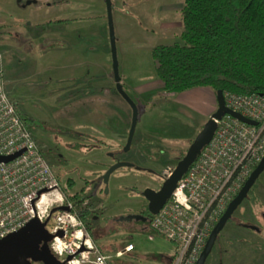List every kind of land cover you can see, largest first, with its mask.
<instances>
[{
    "label": "rangeland",
    "instance_id": "1",
    "mask_svg": "<svg viewBox=\"0 0 264 264\" xmlns=\"http://www.w3.org/2000/svg\"><path fill=\"white\" fill-rule=\"evenodd\" d=\"M29 1L0 0V19L20 24L19 42L27 39L23 30L31 23H37L35 31L31 32L36 33L31 39L34 47L36 43H42L43 49L49 50L52 56L44 57V53L36 54L30 49L22 65L23 60L17 58L14 44L4 45L0 51L4 56L7 94L22 115L37 121H28V128L44 155L48 149L55 152L54 162L46 158L63 190L68 181H73L75 186L69 190L70 194L82 190L87 193L96 182L95 200L102 203L105 216L118 218L134 215L139 209L147 207L146 200L139 193L146 188L157 189L159 180L171 173L180 153L186 154L202 130L199 120L190 118L179 104V97L174 96V105L172 99L163 98L160 94L150 98L151 101L144 98L154 88L146 86L155 80L153 49L182 43L183 0H112L113 17L117 22L119 75L125 83L122 84L124 91L138 108V123L129 152H125L124 148L132 113L129 111L130 105L116 89L105 0H46L51 8L48 12L39 10L35 4L26 6ZM47 2L41 3L42 6L46 7ZM36 19L39 21L36 22ZM61 20L68 21L47 24ZM45 25L51 28L48 30ZM36 27L40 29L37 31ZM37 32L41 33V38ZM4 35L0 32V36ZM75 50L83 54L77 57ZM80 59L90 62L89 71L93 73V81L88 88L95 92L93 98L85 94L87 87L80 86L75 74L79 69H75V72L70 70V75L67 69L58 70L55 74L54 71L44 72L47 68L39 73L36 69L33 72H37L36 77L29 72L37 67L35 62L38 60H44L53 67V62H56L68 68L75 63L77 66ZM57 64L56 67H59ZM139 85L143 87L137 88ZM130 87L137 88L136 95L132 94ZM172 128L174 149L168 158L170 155L172 157L166 164L158 163L152 169L154 153L148 154L147 150L157 146L154 135L170 132ZM112 154L117 156L119 162L158 170V173L152 175L147 171L122 167L112 174L108 187H105L102 178L116 161ZM103 188L104 195L100 191ZM107 188L108 193H105ZM231 221H234L233 225ZM231 221L219 235L206 264L216 261V264H264V172ZM98 223L103 225L101 219ZM113 223L109 231L114 233L115 230L114 235L108 237L99 234L96 245L92 241L89 243L106 258V264H167L172 257L173 245L161 235L149 231L145 224L132 222L124 226ZM241 223L255 225L261 234L245 228V232L238 230ZM150 237L153 239L150 240ZM87 239L91 240L89 237ZM129 242L134 245V250L129 254L120 257V250L119 253L113 251L114 247H125ZM70 243L66 241V245ZM97 257L94 251L87 249L72 264H96Z\"/></svg>",
    "mask_w": 264,
    "mask_h": 264
},
{
    "label": "built area",
    "instance_id": "2",
    "mask_svg": "<svg viewBox=\"0 0 264 264\" xmlns=\"http://www.w3.org/2000/svg\"><path fill=\"white\" fill-rule=\"evenodd\" d=\"M3 58L0 51V158L22 153L12 161L0 162V241L33 219L49 220L47 229L55 236L51 249L58 257L74 256L77 241H84L98 256L95 263L106 264V258L89 244L74 204L67 200L60 180L8 96ZM224 98L229 110L258 125H248L230 114L216 121L210 143L169 202L152 216L150 229L175 247L172 264L197 263L212 230L264 157V95L227 92ZM44 190L47 192L40 195ZM61 207L67 210H59ZM133 250V244L125 248V252Z\"/></svg>",
    "mask_w": 264,
    "mask_h": 264
},
{
    "label": "trees",
    "instance_id": "3",
    "mask_svg": "<svg viewBox=\"0 0 264 264\" xmlns=\"http://www.w3.org/2000/svg\"><path fill=\"white\" fill-rule=\"evenodd\" d=\"M183 3L182 43L157 46L152 51L156 76L164 84V92L179 94L209 88L216 94L222 91L243 96L264 95V0H183ZM17 112L27 127L28 121L37 122ZM184 156L180 153L177 161ZM74 186L73 181H68L63 192L76 203L88 193L82 190L70 194Z\"/></svg>",
    "mask_w": 264,
    "mask_h": 264
},
{
    "label": "water",
    "instance_id": "4",
    "mask_svg": "<svg viewBox=\"0 0 264 264\" xmlns=\"http://www.w3.org/2000/svg\"><path fill=\"white\" fill-rule=\"evenodd\" d=\"M35 3V1H33ZM32 3V2H28ZM106 10H107V20L109 27V37L111 45V57L113 63V72L116 82V89L119 94L126 100L132 109V123L129 130V135L127 139L126 146L124 148L125 152H129L138 123V108L134 100L124 91L121 84V78L119 75V63L117 57V47H116V31H115V22L113 17V3L112 0H105ZM217 103L218 109L211 116V118L204 125L203 129L199 132L195 140L190 145L185 156L178 161L176 167L171 170V173L164 178L162 186L159 190H153L151 188H146L143 192L144 198L148 201V211L151 216L156 215L163 208V206L171 199L172 194L176 190L178 183L186 175L189 168L197 160L203 149L210 143L212 140L215 131L217 129V122L221 120L226 114H230L233 117L239 119L240 121L248 124L257 126L258 123L244 117L238 112L229 110L226 107L224 93L222 91L217 92ZM22 152H19L10 157L0 158V162H9L19 156ZM130 167L134 168L135 165L128 162H117L112 165L108 171L103 176V182L108 187L110 178L112 174L122 168ZM137 169H139L137 167ZM264 172V157L259 165L252 172L238 195L232 200L228 205L226 212L222 215L214 229L212 230L206 246L202 251L199 260L196 264H206V261L211 254L212 250L215 247V243L224 230L228 222L233 218L236 211L241 207L243 202L247 199L250 191L255 185L256 181L260 175ZM47 192L46 190L40 193L43 194ZM108 193V188L106 192ZM61 211H66L67 207L59 208ZM56 209L52 212L54 213ZM49 220L45 222H40L38 219H33L30 221L24 228L19 230L16 233H13L3 240L0 241V264H66L67 261H70L74 256H69L64 262H61L58 257L53 253L50 242L55 237L50 234L47 225ZM59 236H63V233L60 232Z\"/></svg>",
    "mask_w": 264,
    "mask_h": 264
},
{
    "label": "crops",
    "instance_id": "5",
    "mask_svg": "<svg viewBox=\"0 0 264 264\" xmlns=\"http://www.w3.org/2000/svg\"><path fill=\"white\" fill-rule=\"evenodd\" d=\"M33 1H35V3ZM29 2H32V3L31 4L27 3L26 6H30L32 4H35L38 7V9L41 10V11H46V12L51 11L50 10L51 8L49 6L50 3H48L46 0L45 1L44 0H31ZM43 2H47L48 3L46 7L42 6L41 3H43ZM19 3H21V2H19ZM134 8H135V6H134ZM38 21L39 20H37L36 22H38ZM114 22H115V19H114ZM39 23H42V21L39 22ZM116 23H115V26H116ZM19 25L14 24V23H10L8 21H4V20L0 19V32L2 34H5L4 36H0L1 39H4V40H0V45H1L0 49L4 48L5 47L4 45H6V44H9L10 46L12 44H14V46L16 48V52H17L16 53L17 54L16 55L17 58H20V61L23 60L22 61V65H23V63L26 62L27 57H28V53L30 52L29 51L30 49H31V51H34V53H36V54H43L44 53L43 54L44 57L48 56V55H51L49 50L48 51L44 50L45 47H43L42 43H36V46L34 47L35 44H34V42L31 39L35 37L36 33L31 34V32L35 31L34 30V26L38 25L37 23H35V24L31 23V24H29L28 28H25V30H23V33L25 31V34L27 35V39H25L23 42H19L20 41L19 38L21 36V34H20L21 30L19 29L20 28ZM44 27L47 28V29L51 28V27H46V25ZM36 28H37L36 29L37 31H38V28L40 29V27H36ZM115 30H116V28H115ZM37 33L39 34V38H41V33H39V32H37ZM29 37H30V40H29ZM29 43H31V44H29ZM66 53H68V51H66ZM81 54H83V52H81V51L79 52V51L75 50V56L78 57L79 55L81 56ZM71 55L72 54H69L68 56L72 57ZM40 57H43V56H40ZM36 63L37 64L40 63V65H37ZM53 64H54V67L51 64L47 65V63L44 62V60L42 62H41V60H38V61L35 62V65L38 68L37 67H33V69L31 71H29V72L33 73L37 69L38 70L37 72L39 73L44 68L45 69L47 68L45 71L44 70L43 71L44 72L54 71V74H55V72L58 71V70L61 71V70H66L67 69L66 71H68L67 73H69L70 70L75 72V69H79V71L75 72V74L77 75V77L79 79L78 81L80 82V86L87 87V92L85 94H89L90 95L89 97H92V98L96 96L95 92H92V90H90L88 88L90 86V84L92 86V81H93V79H92V74L93 73H91L92 71H89L90 62H82L81 59H80V61H79L77 66L75 65L76 64L75 63L74 64L75 66L73 65V66L68 67V68H64V67L58 65L56 62H53ZM56 64L59 67H56ZM92 66L93 65L91 64V67ZM83 69H85V70H83ZM154 70H155V68H154ZM36 73H33L34 77L37 76V75H35ZM75 74H73V75H75ZM69 75H70V73H69ZM5 77H6V73H5ZM89 79H90V82H89ZM5 81H6V79H5ZM121 84L125 85L123 80L121 81ZM146 86H149V87H152V88L154 87L152 91L155 92V93L150 92V94L148 96H147L148 93L145 94L146 96L144 98H147L149 100H150V98L152 99V97H154V96L157 97L160 94V95H163L162 96L163 98L168 97V99H172V103L174 105V96L179 97V99H178L179 100V104L184 108L185 112H187L186 114L189 115L190 118H192V119L199 120L198 123H199L200 130L203 129V127L207 123V121L211 118V116L218 109L217 95H216V93L214 91H212L209 88H194L192 90L185 91V92H182V93H179V94L166 93V92H164V84L158 79V77L156 76V72H155V80H154V82H152V83H150V84H148ZM139 87H143V86L139 85L137 88H139ZM137 88L134 89V88L130 87L132 94L135 93ZM159 91H161L162 93L159 92ZM135 95H136V93H135ZM141 98H143V97H141ZM154 101L157 102L156 99ZM129 111H131V113H132V109L131 108H129ZM132 115H133V113H132ZM131 123H132V120H131ZM172 129L173 130L172 131L170 130V132L167 131L165 133L162 132L161 134L154 135V137L156 136L154 139H155V143H157L156 144L157 146L154 147V149L150 148L149 151L147 150L148 154L151 153V155H152L154 153L152 155L153 157L151 156L152 157V159H151L152 160L151 161L152 162V169H154L157 166L158 163L159 164H166L167 161L169 160V158L172 157L170 155L169 158H168V153H171L172 150L174 149V128H172ZM182 136H184V135H182ZM158 138H160V139H158ZM250 218H252V217L250 216ZM248 220H249V218H248ZM233 222L231 221V224ZM136 224L143 225L145 223L139 222V223H136ZM145 225L147 226V229L149 231L154 233L150 229L149 225H147V223ZM244 228L249 230V231L261 234V230L259 228H257L255 225H243V223H241V225L237 227L238 230L245 232L246 230H244ZM129 229H131V228H129ZM238 234L242 235L240 232ZM129 244H133V243L129 242L126 246H128ZM126 246L125 247L119 246L118 248L114 247L113 251L114 252H116V251L118 252V250H120L119 251L120 253L118 252L119 253L118 256L122 257V256L130 253V252H125ZM173 249L174 250H173L172 257L167 260V264H172V262H173V259H174V256H175V247L174 246H173ZM121 253H122V255H120ZM216 262L214 264H216ZM124 263L125 262H122V264H124Z\"/></svg>",
    "mask_w": 264,
    "mask_h": 264
},
{
    "label": "flooded vegetation",
    "instance_id": "6",
    "mask_svg": "<svg viewBox=\"0 0 264 264\" xmlns=\"http://www.w3.org/2000/svg\"><path fill=\"white\" fill-rule=\"evenodd\" d=\"M44 156H45V158L46 157L49 158V160L52 161V162L55 161L56 155H55V152L52 149H48L45 152ZM59 156L62 158L61 154H59ZM112 156H113V159L116 160L115 163L119 162V159L117 158V156H114L113 154H112ZM47 158H46V160L48 161ZM137 167L138 166H135L134 168L137 169ZM141 169L142 168L140 167L138 170H141ZM144 169L146 170V168H144ZM148 170H151V169H148ZM151 171H153V173H149V172L148 173L152 174V175H155L157 173L154 170H151ZM156 179H158V177H156ZM163 181H164V178H161L159 180L160 186L157 189H155V190H159L160 189V187L162 186ZM105 187H106V185H105ZM104 189L105 188H103V190L102 189L100 190L102 192V194H103ZM95 191H96V182L92 185L91 190H89L87 192L88 194H86L85 196L81 197L76 203L71 201L74 204V209L76 211L78 210V208L81 207L80 210H78L79 211V213H78L79 214V218H80V220H81V222L83 224V228H84L85 234L87 236H89V238L91 239V241H92V243L94 245H96L97 242H98L97 239H96V236H98L99 234L100 235L103 234V236L107 235L108 237L115 234V230H114V233L109 231L111 225L114 224L113 222H118L121 225L125 224L124 226H126V225L129 226L130 225L129 223H132V222H134V224L139 223V222H143V223L146 224V223L150 222L151 215H150V213L148 211V201L145 198L144 199L147 202V207L146 208L139 209L134 215H131V216H119L118 218H115V217L111 218V216H105V210H103V208L101 207L102 203H99V202H97L95 200V194H94ZM75 193H77V192H75ZM139 194L141 196H143L142 195L143 192H140ZM68 201H70V200H68ZM87 206H88V208L85 209V207H87ZM82 209H83V211H82ZM100 219L102 220L103 225H100L98 223V221ZM121 225H118V226H121ZM115 227H117L116 224H115ZM123 227H118V228L122 229ZM51 243L52 242H50V247H51ZM87 249H88V247H86L85 242L84 241H80L79 248L77 249V251H76V253L74 255V258H78ZM58 259L61 262L65 261V259H61L60 257H58ZM37 264H42V263H37ZM66 264H67V262H66Z\"/></svg>",
    "mask_w": 264,
    "mask_h": 264
}]
</instances>
